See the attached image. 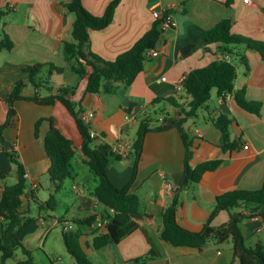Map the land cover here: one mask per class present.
<instances>
[{
    "label": "crops",
    "instance_id": "crops-1",
    "mask_svg": "<svg viewBox=\"0 0 264 264\" xmlns=\"http://www.w3.org/2000/svg\"><path fill=\"white\" fill-rule=\"evenodd\" d=\"M71 0H0V7L9 8V13L0 25V40L5 32L13 41L12 49L0 50V126L9 121L0 133V169L7 172L0 178V236L6 220L3 189L8 179L18 180V167L12 161L13 154L26 168L27 185L30 191L24 196L21 210L37 220L27 226L21 240L31 250L36 244L47 248L57 244L55 230L61 232V241L68 249L65 232L81 229L79 239L82 249L96 264H239L233 255V244L228 241L219 245L210 241L207 248L200 250L192 246H176L161 236L163 211L177 200V220L181 226L201 231L217 197L236 189L252 190L260 188L264 182V60L261 54L244 44L228 45L232 50V61L241 62L237 66L235 88H246L247 98L262 102L261 116L241 108L232 94L221 97L217 89L212 90L211 99L201 108L198 116L189 118L184 128L194 150L191 164L220 159L219 166L205 172L200 182L181 187L185 173L186 147L177 127L162 131H148L145 135L142 155L135 173L133 144L141 121L151 118L152 112L161 109L162 117L181 119L185 115L180 107L168 102L173 98L186 105L191 97L179 82L193 69L204 67L216 59L224 58L221 42L208 43L202 34L215 27L221 20H232L231 31L264 42V0H122L115 12L113 22L104 29H90L91 49L107 60L130 49L157 20L153 9L168 12L173 19V27L163 31L155 48L159 55L148 57L145 68L130 86L116 82L114 93L98 94L86 91L87 80L75 74L65 56L64 44L73 40L75 16L65 6ZM111 0H83L85 7L95 15L104 14ZM193 45L191 52L183 56L182 49ZM248 59V66L241 56ZM52 62L64 67L62 73L51 76L52 89L36 88L29 83L23 90L26 96H48L57 94L61 87L78 86L71 98L79 104L81 116L93 111L90 122L91 133H95L94 146L102 150L108 145L121 155L111 156L109 175L119 187L130 186L139 195L142 211L133 215L138 226L119 242L110 243L100 249L91 248L95 235L106 232L104 219L110 209L98 201L93 190L97 186L96 176L84 162L81 151L72 160L75 195L69 197L66 180L56 194L55 210L40 208V203L48 199L40 196L43 187L50 194L54 183L49 170L51 159L47 154L44 138L50 129V122L40 123L38 135L36 124L42 118L56 117L69 131L75 143L81 147L82 135L74 117L67 108L57 101L45 105L28 99L14 101L16 113L8 120L11 108L7 101L14 84L28 75L23 66L29 62ZM61 77V78H60ZM46 90V92H45ZM120 96V101H115ZM156 98L161 102L152 103ZM113 102V106H112ZM135 104L132 113L127 112ZM115 111V112H114ZM221 113H227L235 120L231 124V140L237 143L232 151L225 152L220 129L214 121ZM158 123V122H157ZM155 123V124H157ZM248 146L246 148L245 146ZM80 150V149H79ZM80 183H77V182ZM13 183V184H14ZM167 184H172L170 191ZM81 186V187H80ZM80 187V188H79ZM65 189V191H63ZM32 202L36 207L32 206ZM65 209L61 211L58 207ZM72 212V213H71ZM251 207L241 205L231 212L220 211L212 221L217 227L229 221L232 216L242 218L244 236L255 246L264 245V229L260 230L261 220L252 219ZM93 216L90 224L80 225L78 220ZM70 224L69 229L66 226ZM16 253V252H15ZM56 264H79L74 257L51 252ZM152 253L146 261L134 259ZM33 255V252H32ZM43 264H49L43 256H33ZM1 264V263H0Z\"/></svg>",
    "mask_w": 264,
    "mask_h": 264
},
{
    "label": "trees",
    "instance_id": "trees-1",
    "mask_svg": "<svg viewBox=\"0 0 264 264\" xmlns=\"http://www.w3.org/2000/svg\"><path fill=\"white\" fill-rule=\"evenodd\" d=\"M121 2L122 0H111L102 15H95L89 11L83 0H71L65 4L67 10L75 16L72 29L73 40L65 42V56L72 71L80 79L87 80L86 91L89 93H114L118 90V86L115 85L116 82L130 86L139 73L144 70L145 63L149 59L147 56L148 51L155 48L159 41L161 20H156L152 27L130 49L118 55L114 60L104 59L91 49L90 29L100 30L109 26L113 22L116 9ZM8 13L9 8L0 7V25ZM231 27L232 20L225 18L215 27L202 34V38L208 43L221 42L225 44V47L220 49L223 54H227V57L216 59L204 67L193 69L184 76L183 89L190 95V101L183 105L177 103L172 97L166 98L172 104L180 107L185 116L169 122L168 117H162V112L159 113L158 110H155L152 112L151 118H144L141 121L133 144L135 155L134 175L137 173L146 133L148 131H162L171 127L179 129L186 147L185 173L181 187L200 182L205 172L214 170L219 166L221 160L216 159L201 162L193 167L191 160L194 150L184 128L187 119L198 116L201 108L211 99L213 89H217L218 94L223 98L227 94H232L241 108L261 116L262 102L248 99L245 87L235 88L238 71L236 64L231 60L232 50L228 48V45L244 44L247 48L258 51L264 60V42L234 34ZM13 46V41L5 32L4 37L0 40V50L4 48L12 49ZM192 48L193 45L183 48V56L189 55ZM241 61L248 66V59L245 55L241 56ZM64 70V67L52 62L26 63L23 66V72L28 76L19 79L14 84L7 100L11 106L8 120L16 113L12 105L18 99H28L45 105L55 104L59 101L74 117L83 138L81 147L75 143L72 135L56 117L42 118L36 124V135H38L40 123L43 120L50 122V129L44 138V143L47 154L51 159L49 174L54 183V192L50 194L48 200L41 202L39 206L42 209L55 210L56 194L62 189L65 180L73 176L72 160L77 151H81L84 162L89 165L98 181L93 190L94 196L107 207V210H114L113 215L109 211L106 214L110 219L106 224L107 231L95 235L90 245L91 248L100 249L110 243L119 242L136 229L138 224L133 215L142 211L141 199L137 193L130 190V186L119 187L111 179L109 175L111 156L120 159L121 155L114 153L108 145L105 146L104 150L94 146L90 122L81 116L79 104L71 98L78 86L61 87L57 94L44 97L23 94L24 88L29 83H32L36 88L46 87L52 89L51 76L55 72L62 73ZM161 101L162 98H156L152 103L155 104ZM134 106V103L131 104L127 108V112L132 113ZM153 120H157L158 123L155 124ZM234 120L229 114L221 113L214 121V124L223 135L224 141L221 146L225 152L232 151L237 147V143L231 140L230 127ZM7 125H9V121L0 126V133ZM11 159L18 167V180L12 185H6L3 189L6 220L0 236V263H5L15 255L16 250L22 249L26 258L17 261L15 264H43L34 259L32 251L21 240L24 229L36 221L37 217L29 216L27 212L21 210L24 202L23 197L28 196L30 193L27 185L26 168L13 154ZM6 175L7 172L0 169V178H4ZM241 205L251 207L250 217L259 214L264 218V182L257 189H236L219 195L216 206L201 231H192L180 225L177 220V200L175 199L163 211L161 236L164 240L176 246H192L200 250L207 248L208 243L212 240L219 245L231 241L234 258L238 260L239 264H264V245L262 243H257L255 246L247 244L241 227L242 218L231 215L228 222L217 227L212 225L213 219L220 211L228 210L231 212ZM93 220V216L84 217L82 220H78V224L81 227L92 223ZM80 230L64 233L68 249L79 264H96L80 245ZM151 256L152 253H149L134 259L133 262L146 261ZM50 264H56V261L51 260Z\"/></svg>",
    "mask_w": 264,
    "mask_h": 264
},
{
    "label": "rangeland",
    "instance_id": "rangeland-1",
    "mask_svg": "<svg viewBox=\"0 0 264 264\" xmlns=\"http://www.w3.org/2000/svg\"><path fill=\"white\" fill-rule=\"evenodd\" d=\"M236 64H237L238 66H240V65H241V62H240L239 60H236ZM60 78H61V77H60ZM45 92H46V90H45ZM114 100H115L116 102H117V101H120V100H121V97L118 96V97H116ZM168 102H169V101H168ZM112 106H113V102H112ZM157 110L159 111V110H161V109L157 108ZM114 112H115V111H114ZM155 116H156V115H155ZM153 122L156 123L157 120H153ZM15 181H16V178H15V177H14V178L12 177V178L8 179V184H13ZM66 181H67L68 183L66 184L65 188H68V189H67V194H68V196H69V197L74 196V195H75V191H76V189L73 188V184L75 183L74 180L71 179V178H68ZM77 183H80V182L78 181ZM80 187H81V186H80ZM80 187H79V188H80ZM63 191H65V189H63ZM40 196H41L43 199H48V192H47V190H46L45 188H43V187L40 188ZM59 203H60V202H58V207H59V209H60L61 211L64 212L65 209H64L63 207H61ZM32 206L36 207V204H35L34 202H32ZM71 213H72V212H71ZM54 234H58L57 237H56V239H57V241H56L57 244L54 245V246H52V243H51V244H48L46 249L43 248V246H40V245L36 244L37 246H33V248H31V251L33 252V256H34V255H36L37 257H39V256H43L44 259H46L47 262L50 264V263H51V260H55V261H56V259H55V257H54V254L51 253V252H58V253H60L61 255L64 253V254L67 255V256H71V258L75 261L74 257H72V255H70L69 253H67L66 248H65V245H64V243L61 241V237H60V236H61V235H60L61 232H59V230H55V231H53V232L51 233L50 236H52V235H54ZM247 243L252 244V241H251V240L249 241V240L247 239ZM25 258H26V255L24 254V252L22 251V249H18V250H16L15 255H14L12 258L8 259V260H7L5 263H3V264H15L17 261L22 260V259H25ZM75 262H76V261H75ZM56 263H57V261H56Z\"/></svg>",
    "mask_w": 264,
    "mask_h": 264
},
{
    "label": "built area",
    "instance_id": "built-area-1",
    "mask_svg": "<svg viewBox=\"0 0 264 264\" xmlns=\"http://www.w3.org/2000/svg\"><path fill=\"white\" fill-rule=\"evenodd\" d=\"M246 2H249V0H245ZM153 15L154 17L157 19V20H161V23H160V28L165 31V30H168L170 28L173 27V19L171 17L170 14H168V12H166L165 10H161V9H153ZM159 55V50L157 48H153V49H150L147 53V56L148 57H155V56H158ZM227 57V56H226ZM225 57V58H226ZM183 80H184V77L183 79L179 82V88H182L183 87ZM94 116V112L93 111H90L88 113H86L84 117L85 120H87L88 118ZM91 136L94 138L96 136L95 133H91ZM246 148H248V146L246 145L245 146ZM167 188L170 190V191H173L174 190V186L172 184H167ZM110 214L113 215L114 214V210L113 209H110ZM252 219H255V220H261V226H260V230L264 229V218L262 216H260L259 214H256V215H252L251 216ZM109 217H107V215L105 216V219H104V224L106 225L108 222H109ZM71 227L70 224H68L66 226L67 229H69Z\"/></svg>",
    "mask_w": 264,
    "mask_h": 264
}]
</instances>
